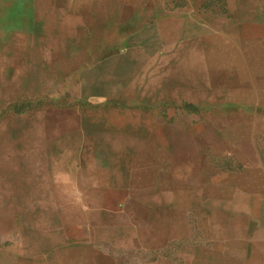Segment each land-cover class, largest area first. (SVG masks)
Instances as JSON below:
<instances>
[{"label":"rangeland","instance_id":"1","mask_svg":"<svg viewBox=\"0 0 264 264\" xmlns=\"http://www.w3.org/2000/svg\"><path fill=\"white\" fill-rule=\"evenodd\" d=\"M21 1L0 0V264H68L84 236L112 264H264V0ZM192 45L228 85L185 82ZM88 182L181 197L186 235L130 251L108 224L92 240Z\"/></svg>","mask_w":264,"mask_h":264},{"label":"crops","instance_id":"2","mask_svg":"<svg viewBox=\"0 0 264 264\" xmlns=\"http://www.w3.org/2000/svg\"><path fill=\"white\" fill-rule=\"evenodd\" d=\"M29 5H30L29 0H22L20 3L21 8L26 10H29L28 9ZM9 6H11V4ZM240 76L246 79L247 75L241 74ZM221 80L224 86L227 81L223 78H221ZM257 82H261V80ZM235 87H236L235 85H231L230 88H235ZM98 183L99 184L95 185V187H93V185L90 184L89 182L84 183L83 184L84 188L90 189L89 192L90 196L87 197L84 196L82 198L77 199L78 202L80 203L92 204L90 208L87 207L85 208L83 214L84 216L88 214L91 218H93L95 220V222L93 223L96 226H98L99 230H101V233H99L100 235L96 236L93 233L94 238H91L92 240L95 239L96 237L97 241H104L103 239H101L102 238L101 236L105 237L108 235L106 233L108 229V224H114L115 232L112 234L114 235L113 241L115 242L117 241V243H119L118 241H120L121 244L129 245L130 251H133L136 248L139 250L141 249L142 251L161 250L164 247V245H166V243L169 244V242L173 240L174 236L186 235L185 228L182 231V228L180 227L181 226V223H179L180 217H177V213L175 212V210L178 208V205L182 203V199L180 196L179 197L181 202L179 203L174 202L173 195H171L170 201L164 203L160 201L161 200L160 197L158 200H156L158 197L149 196L150 194L155 195L154 193L155 187L153 186V183L142 182L136 187L128 185L125 187L124 190L120 189V186L110 185L107 184V182H98ZM139 195L141 196V198ZM133 204L135 206H129ZM137 204L140 205V207L136 206ZM123 205H128V206L126 208H123ZM121 212L124 213L121 214ZM126 214H131L134 216L129 218L128 216H126ZM142 214L145 216H143ZM113 215L115 217L116 223L112 222V220L114 219V217L112 218ZM122 217H125L126 220H133L134 217H137L139 222L141 220L143 221L142 223L138 222L137 224L138 227L136 226L133 229H128L124 231L125 229L123 228H117V226L119 225L117 223V219H119L120 224H122L121 222ZM83 239L84 240H83V248H82V255H83L82 258L77 259L79 255L75 253L72 254L74 251L76 252L79 249H76L74 247L71 250V245H70L68 249L69 252L68 254L70 256L67 259L68 264H109L108 262L110 261L112 263L117 262L116 257L114 259H109L110 257L108 255L106 256L105 250H100V251L97 250V252L99 253L96 252L97 254L91 256V258L89 259L87 255H89L90 252L92 253L94 251L87 247L88 246L87 238L84 236ZM91 239L89 240V243L91 242ZM230 240L232 241V239ZM227 241H229V239H227ZM87 251L89 252L88 254ZM75 255L77 256V258L75 257ZM189 255H190L189 260L193 261L195 264H198V262H202L201 254L189 253ZM222 258L224 259L221 260V262L218 261L215 264H238V262L234 260L233 256H230L228 254H226L225 257ZM129 261L130 263L128 262L127 264H133L132 262L134 261V259H130ZM242 264H249V263L244 262V260H242Z\"/></svg>","mask_w":264,"mask_h":264},{"label":"bare ground","instance_id":"3","mask_svg":"<svg viewBox=\"0 0 264 264\" xmlns=\"http://www.w3.org/2000/svg\"><path fill=\"white\" fill-rule=\"evenodd\" d=\"M240 40H241V43H240L241 46H240V48H242V53L239 52V53L236 54V53H233L232 50H230L228 48L227 49H228V52H232L234 54V56H233L234 58L231 57V59L236 60L237 62H240L241 63V59L245 58L244 55L246 57H248L247 54H250V52H249L250 51V47H248V46H246L244 44L245 42H243V39H240ZM216 42H218V41L217 40H214V42H213V41H209L208 40V41L204 42L203 44L207 45L208 43H210L211 46H210L209 49H211L213 47V45L215 46ZM227 49H226V51H227ZM226 51L224 52L223 55L222 54H219V56L216 57V58H218L219 60H222L224 58H228L229 56L226 57L227 54H228ZM212 55H213V53H210L209 51H207L204 55L200 54V49H198L197 47H194L193 45L190 46V47H188V48H186L185 50L183 49L182 51H179V55L176 58L182 64V69L180 70V76L181 77L182 76H188L186 78L185 82L186 81H188V82L190 81V82H193L195 84H202L204 86H208V85H210L212 83L213 84H217V85L222 84L221 76H218V79H217L216 77H214V75L208 74L209 72L214 71V58L212 57ZM203 56H204V58H203ZM228 59H230V57ZM147 61H148V59H147ZM187 71L189 72V74H187ZM152 75H154V74H152ZM150 80H148V82ZM181 80H182V78H181ZM149 83H150V87H151L152 81L149 82ZM250 226H253V225H250ZM260 226H261V224H260ZM256 230H258V229H256Z\"/></svg>","mask_w":264,"mask_h":264}]
</instances>
